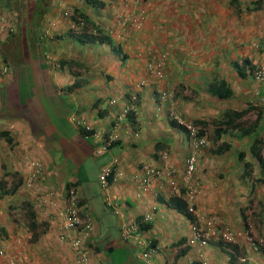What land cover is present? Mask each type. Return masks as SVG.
I'll use <instances>...</instances> for the list:
<instances>
[{
  "label": "crops",
  "instance_id": "0c3cea01",
  "mask_svg": "<svg viewBox=\"0 0 264 264\" xmlns=\"http://www.w3.org/2000/svg\"><path fill=\"white\" fill-rule=\"evenodd\" d=\"M200 1L202 0L160 1L162 4V11L166 17L165 20L161 19L158 21L159 31L165 33L161 37L164 39L161 45H164V47L169 46L172 49L174 47L176 51L182 52V47L180 46L186 44L182 30L180 31V29H178L180 32L175 34L171 39L166 37L169 31L172 30V21H168L167 19L170 18L168 9L170 6H179L181 12L177 11V13L180 14L181 17L177 15V18H175L178 23L182 16L185 15L186 9L200 10ZM132 2L137 3L138 0H133ZM237 3L241 5V0H238ZM111 7L114 8L112 3ZM203 8L206 9L205 12H190L187 18L190 21L188 33L189 35H193L191 41H196L195 44L190 45L188 51L189 54L197 56L198 58L194 64L189 62L190 65H186L182 68H174V75H178L175 76L176 82H174L173 87H175V90L177 88L178 91V89L183 86H188L194 89V91H197L195 99H189L188 103H186L188 105L190 104V109H187V106L183 105L184 102L182 103L181 108H184L187 117H194L192 114L193 112H197L202 108L205 109L207 105H210V110L215 112V117L217 119L219 118L224 103L221 102L219 98L211 96L209 89L207 90L209 83L216 80L215 77H218V79L231 77L232 84L230 85L235 95L233 101L243 104L244 101L242 99H247L248 102L247 96L248 92L251 91L249 84L252 78L248 76L240 79L232 71L233 64H230L229 56L237 55V53L239 55L241 53V58L246 60L250 59L251 62L252 60L255 61V58L260 55L264 57V54L258 53V48L262 42V36L259 32V22L263 23L264 21V4L257 10L258 12H252L249 17L243 15L245 12L236 13L235 10L239 7L230 4V0H204ZM128 9L126 8L124 11L125 14H128ZM112 10L111 13H113ZM233 11L235 14H233ZM124 13L123 16L127 19ZM100 14H102V12ZM150 14H153V12ZM197 14L201 16L205 15V18H201ZM231 14L235 15V17H231ZM239 14H241L240 17ZM165 17H163V19ZM99 18V15H96L95 20L100 22L98 21ZM102 18L107 21L108 16L104 15ZM182 21L180 22L181 25L184 24V29L188 28V24ZM177 23L173 25L174 28ZM234 25H237V28H231ZM118 29L115 30L112 36L117 43L122 44V49L126 54L125 56H127L128 47L126 41L128 42V40H130L134 42L133 40H135V43H137L140 41V38L146 39V36L142 32L129 35L131 38H126L127 29H121V33ZM230 30L233 32L231 36L233 39L229 37ZM175 31L177 30L175 29ZM237 32H239L240 35H238ZM66 41L65 43L67 44L60 43L62 46L54 45V47L60 49L55 54L50 51L53 56L56 55L58 57L57 64L55 65L56 67L58 66V71L53 70L54 68L52 69L49 65L45 66L44 64L43 66V63L39 65L35 62V66L32 65L33 81L31 83V88L34 87L35 92L32 91L31 93V101L28 99L26 102L27 96L23 97L21 95L18 89V83H14L13 78H11L12 76H0V121L6 129H8L6 119L15 124L14 129L7 130V134L12 138L11 143L3 136H0V180L1 177L6 175L4 178L10 177L13 183H17L18 180L24 179L32 170L30 167L31 160L37 159L42 162L45 166V171H43L44 174L42 176L43 179L41 181L37 180L38 184L34 186L32 190L33 193L28 194L31 199L34 200L33 196H35V192L37 195L41 193V196L51 192L52 200L41 202V204L46 205L41 208L46 211L40 213V215H42L41 218L44 219L46 218L45 215H48L51 210V206L48 202L56 201L57 204H60L63 201L65 188L68 182H80L82 179L86 178L87 168L85 163L89 158H99L101 155H109L107 161L100 167L99 172L105 166H111L115 171V179L110 185L109 191H111L113 194L112 196L120 203L123 211V218L115 216V223L113 225L106 218L104 211L101 210L97 219L94 216V211L95 206L100 205V202L95 203L94 199L92 201L89 200L82 192L79 194L84 200V205H81V208H83V206L89 208L94 223L93 239L89 243L92 249L90 263L149 264L147 261L139 258L140 252L137 247L133 246L131 241H129L131 242L129 243L120 238L119 230L121 223L125 221V219H128V217L143 219L146 214H152V220L146 222L149 227L145 233L147 237L153 240L156 248V254L155 256L153 254L151 258L152 263L181 264L183 256L189 253L191 255H196L199 250L198 248L191 249L186 245L185 237L188 235L189 228L187 218L160 201L161 197L167 199L171 195L169 188L166 186V177L153 178L150 185L144 191L137 187L136 181L140 176H143V168L145 165L161 166V162L159 163L158 161L159 159L156 160L158 151L155 146L158 142L160 143V140L166 141L168 144L170 143L165 149L169 154L174 156L176 161H179V164L175 161L173 163L177 166L182 164L185 156V147L179 144L181 142H186L185 136L183 135L184 133H182L181 137L173 126L167 125V127L170 128L168 131L169 134L163 137L166 131H164V128H162L163 130H159V126L156 125V119H161L163 124H165L164 114H154L157 116L156 118L151 116L150 112L153 111L154 106L150 104V102L155 93L151 92V90H149V92L145 90L141 94L140 99L137 100V102L140 103L138 105L134 104L138 111V113L135 112V114L139 115V117L135 118L138 124L137 129L135 128L129 131L128 126H125L124 123L122 124L119 121H115V131L111 132V137L117 138L119 136L122 140L121 144L112 150H107L101 155L96 156L99 144L96 143V139L87 142L80 135L78 126L74 121V116L78 115L79 117H83L93 126L98 135H101V130L107 128L106 124H109L107 117H115L114 112L116 111L118 114L121 108L126 104V100H128L127 96H123L122 94L127 92L132 85L126 86L125 81L128 79L123 78L121 74H118L115 80H108L109 78L105 74L97 71L102 64L105 66L106 63L112 62V60H106L105 57H107V53L101 52L98 46L86 48L72 41L70 42L68 39H66ZM177 44L178 50L175 48ZM91 48L93 49L91 50ZM73 49H75V51H73ZM89 49L90 52H88ZM108 54L110 55L108 59H117V56L114 55L112 51H109ZM204 56L208 57L207 60L203 58ZM132 57L134 56L131 55V58ZM60 59H68L66 66L69 68L75 66V69L72 71L81 67L80 71H76L78 77H73L74 79H72V74H70L71 72L68 73V68H61L58 65ZM75 60L79 61V63L73 64V62H71ZM234 60L235 59H233L231 63ZM140 65L141 63L138 61L136 67L133 68H136V71L132 69L131 73L129 72L130 76L135 75L136 72H138V68H140V70L137 75L140 74L142 70ZM40 66H42V69ZM119 66V69H121L124 64ZM113 68H115L117 72L120 71L117 69V65ZM204 74H209V76L204 77ZM243 81H245V83H243ZM127 83L129 82L127 81ZM73 84H75V87L72 90L67 88L69 85ZM235 84H238V87H236ZM161 86L164 87L165 85L159 82L152 87H154L155 92H157L159 90L158 87ZM167 86H170V83H167ZM54 87H64L65 91L59 95V93L55 92ZM145 88L148 87L146 86ZM101 89H103L105 95H110L118 100L114 110L111 106H107L106 109L108 113L104 118H98L94 114L96 109H92L90 107L91 104H88L87 101L89 99L91 101L95 94L96 96L103 94L98 93ZM144 104L145 106L150 104V106L147 107V114L143 112V110H146V108L143 107ZM194 109L197 111H194ZM215 126V124H212L211 129L213 130ZM220 139L223 141L225 139L234 140L235 138L223 135ZM172 141L173 143L171 144ZM235 142L236 141L233 142V147L224 153L218 154L210 151L208 153V159L207 156H203L205 152L202 150L199 153L198 160L199 167L205 165L204 167L207 168V173H204L203 170L201 171L205 177V181H208V177H210L209 183L203 185L204 187H210V191L213 190L208 196L205 194L203 197L200 196L198 204L199 209L201 211H212L215 208H220L224 217L223 219L230 223L231 221L234 222L241 219L242 211H244L242 207L245 208L243 205L245 204L244 199L247 198L246 194H243L241 199L242 185L241 181L237 180V178L241 172V160L238 157V152L242 147L248 148L249 139L244 138L242 141H238L237 144L241 145L242 143L240 147H236L237 144L235 145ZM204 159H206L205 164ZM9 164H11L12 170ZM180 168L181 166H178L177 170ZM173 169H176L175 165ZM176 173L175 170V176H177ZM220 176L221 179L219 180L217 177ZM212 177L217 179L213 181L211 179ZM78 186L80 190L81 183ZM181 187H179V190L182 191ZM137 189H139L140 192L137 193ZM256 190L252 195L255 194ZM22 192L24 193L21 196H27L26 190H24L23 186H20L17 193ZM27 199L30 200L28 196ZM37 200H39V198ZM241 204L243 206H241ZM3 205L4 202L0 200V210ZM0 214L2 215V213ZM262 216L264 219V212ZM6 220H8L6 216H0V224L4 225L7 232L4 242L7 243V247L10 248L14 244L16 227L13 225L9 226ZM141 222L143 221L141 220ZM49 228L50 226L47 229ZM44 233L48 234L46 239L48 238V240L52 242L53 239L49 235V232L45 230ZM27 234L29 236V233ZM41 236L42 235H40V237ZM38 241L37 245H41ZM16 244L20 245L18 242H16ZM204 253L205 264H230L224 252L215 244L204 249ZM22 257L23 254L20 252L17 264L24 261V259H21ZM31 257L32 256H27L28 259H31ZM63 257L65 258L64 255ZM64 258L61 259L64 260ZM250 259L252 260L250 264L262 263V259L259 257L255 258V260H253V258ZM32 261L35 264L39 263V260H35L34 258ZM25 264H28L27 260H25ZM29 264H32V262ZM262 264H264V262Z\"/></svg>",
  "mask_w": 264,
  "mask_h": 264
},
{
  "label": "trees",
  "instance_id": "16d2710c",
  "mask_svg": "<svg viewBox=\"0 0 264 264\" xmlns=\"http://www.w3.org/2000/svg\"><path fill=\"white\" fill-rule=\"evenodd\" d=\"M4 3L2 6H0V9L4 10L3 14L0 11V29H5L6 32L4 34V39L0 38V70L5 69L6 72H11V78L13 80H17V83L19 81L18 77L21 78H27L28 83H32V73H33V61H39L45 55V52H53L54 54L58 52V48L54 47L49 37L46 35H43V26L42 23L45 19L49 17H53L54 15H57L56 10L60 12L59 9H61V17L64 18V21H66L71 17L72 23L77 26H81L78 28L79 32L73 31L71 28H69L64 34H57L56 38L57 40H61L63 43L66 42V39H68L70 42H74L76 44H79L84 47H92V46H98L100 48L101 52L109 53V51H112L114 55L117 56L122 62H124L125 59V52L122 49V44L117 43L111 32L103 25L102 22H97L95 20L96 15H100L101 11L104 10L106 6L107 0H74V4L71 7L72 12L69 14L67 10V6L65 4H61V0H21V3L19 0H2ZM66 1V0H64ZM238 0H230V4L234 6H238L241 10V5L237 3ZM264 4V0H251L249 5L245 7L246 11H256L260 9ZM26 6L29 7V15L26 14ZM8 8L11 11H17L18 16H16L15 20L11 18V15L8 12ZM23 9V11L21 10ZM28 13V12H27ZM54 13V14H53ZM55 17V16H54ZM57 17V16H56ZM19 20V21H18ZM64 37V38H63ZM53 49V51H52ZM30 58V59H29ZM108 60H114V59H108ZM73 64H78L77 61H71ZM24 63V65H21ZM47 66L48 62H43V66ZM67 64L66 60H59L58 65L61 68H64ZM237 64V63H235ZM238 72L239 75L244 77L245 71L241 66H238ZM71 73L74 77H78L77 73L75 71L71 70ZM22 75V76H21ZM72 76V77H73ZM20 78V79H21ZM77 80V79H75ZM78 81V80H77ZM15 83V81H14ZM21 83V82H20ZM75 87V84L69 85L68 89H73ZM18 89L23 97H26L24 95V89L18 86ZM30 90V93H32L31 87H28ZM209 89V92L212 95H215L219 98H231L234 94L233 91L228 87V84L225 80L220 79L218 80V83L216 86L209 85L207 90ZM55 92L62 93L65 91L64 87H54ZM197 93V92H196ZM32 95V94H31ZM141 97V96H140ZM140 97L138 99H140ZM101 105L105 109H101L98 107ZM107 105L108 103L105 101V99H101L100 97L96 98V100L92 104V109H96V112L94 113L98 118H104L105 115H107ZM250 108H252L251 105H249ZM260 111L257 113L256 120L253 124L247 126L242 125L241 126L237 123L239 121L238 119L240 116L242 117L245 110H233V109H226L221 114H219V118L213 119L212 123L216 126L213 129V132L211 134V142L216 143L222 138L223 135L235 138V140H243L244 138L249 139V151L252 154L253 160H247L246 159V151L242 147L241 150H239L238 157L241 160V172L239 174V177L237 180L241 181V184L245 185L247 188V191L249 189V193L252 194L255 191V188H258L259 186L264 185V139L262 136H260L257 133V129L259 125L262 127L264 131V106H260ZM136 113H138L136 106L133 107L132 110L127 111L126 114H122L121 116L116 117H107L108 125L106 124L107 128H104L101 130V140L102 144L107 148V150H112L115 147H117L119 144H121L122 140L119 138H112L111 132L115 131V121H119L122 124L124 123L125 126H128L129 131L137 129V123L135 121ZM201 125L203 127H207L209 124L208 122H205L203 120H200ZM170 122L173 126H175L176 121L170 119ZM196 122V121H195ZM263 124V126H262ZM178 124L176 123V126ZM79 132L80 135L84 138L89 137V135L94 134L96 132L95 129L87 130L85 126L81 125L79 122ZM182 127V126H177ZM99 132V131H98ZM186 136L188 137V132H186ZM204 133V130H199L197 133L198 137H201ZM0 136H3L5 139H7L11 143V136L7 134V131H0ZM9 137V138H7ZM173 141L171 142V144ZM221 144L217 145L215 148L210 149L212 153H224L225 151H228L233 146V141H230L228 139H225L223 141H220ZM170 144V143H169ZM169 144L166 141L158 142L156 146V150L158 152L163 151ZM38 163L35 164L34 170L29 172L28 175L31 177V179L34 182V186L38 184L37 180L41 181L43 178H41L44 174L43 170L38 167ZM143 168V167H142ZM151 167L150 165H145L143 168V176H140L137 181L136 185L138 186H146L149 182H152L153 178H159V177H165V175H154V173H151ZM155 170L159 172V168L155 167ZM115 175V171L111 168L109 173H107L106 177L108 186L113 183L112 178ZM149 175V176H148ZM6 177V175H4ZM2 177L0 180V199L4 198L5 196H12L20 189V186L22 185V180H18L17 183H12L11 186H7L8 180L6 178ZM22 182V183H21ZM81 182V181H80ZM80 182H68L66 189L73 187L75 189L74 191V197L79 200V203L81 205H84V200L79 196L81 193V189L79 190ZM15 184V185H13ZM104 191V203L105 207H108L112 212V206L107 202V198L109 195H113L111 191ZM184 192V190L182 191ZM68 198L69 195H66ZM160 201L163 202L166 206H168L171 209H174L178 213H186V204L182 197L177 196L174 193H171V195L167 199L160 198ZM65 202V200H64ZM63 202V203H64ZM30 207L32 206V203L28 200L23 201V207ZM83 210L86 211L90 216L91 212L88 207L83 206ZM26 217H27V230L30 232V242H37L38 238L41 234H44V231L39 230L38 227L40 224L35 220V212L33 210H27L26 211ZM49 220H56L57 214L53 210L48 214ZM140 220V219H138ZM43 223V222H42ZM139 223V222H138ZM141 229L147 230L148 225L146 223H141L139 225ZM0 234L4 236L6 234V229L3 226H0ZM90 243V242H89ZM89 243H86L84 249L87 251L86 258L89 262H91V253L92 249L89 246ZM42 247V246H41ZM67 250H71V247L68 245ZM261 253H263L264 256V247L257 245L256 247L252 248L250 252L247 253V250L243 249L244 256L247 257L245 259V264H250L251 259L255 260V258L261 257ZM230 255V264H234L236 258L235 255L237 254V251L228 253ZM64 258V257H60ZM69 261H72L73 264H83L79 262L77 259L78 254L76 257L72 255L71 258H66ZM80 260V259H79ZM249 261V262H248ZM96 264V263H92ZM98 264V263H97ZM100 264V263H99Z\"/></svg>",
  "mask_w": 264,
  "mask_h": 264
},
{
  "label": "rangeland",
  "instance_id": "374dc122",
  "mask_svg": "<svg viewBox=\"0 0 264 264\" xmlns=\"http://www.w3.org/2000/svg\"><path fill=\"white\" fill-rule=\"evenodd\" d=\"M19 1L21 3V0H19ZM61 1L67 6V10H71L70 8L73 6L74 0H66L65 2H64V0H61ZM132 1L133 0H109V1H107L104 10L101 11L102 14L99 15L100 18L98 19V21L102 22L103 25L111 32V34H113L115 32V30L118 28H119L118 30L120 33H121V29L122 30L127 29V37L126 38H131L129 35L136 34L138 32H142L146 36V39L144 40V39L140 38V41H138L137 43H135V40H133L134 42H131L130 40H128V42L126 41V43L128 45V47H127L128 61L124 64V66L121 69H119L120 66L117 65V69L120 70L119 72H117L115 70V68H113L114 65H108L107 63L105 64V66H103L104 64L99 66V69L97 71H100L103 74H110L111 78H113L114 80H115V78H117L118 74H121L123 76V78L128 79L125 81L126 86L133 85V84H135V86H136L137 82L142 81L143 82L142 84H144L145 86L140 85L138 88L134 87V90L133 89L131 90L134 92V94L136 96V99L134 100V104H136V105H138L140 103V102H137V100H138L137 93H138L139 88H142L144 86L142 88L143 89L142 93L145 90L148 92H149V90H151V92H154L156 95L155 88L152 86L157 85L159 82L161 84L163 83L165 86L164 87L161 86L158 88L161 92H163V91L166 92L165 96H166V98H169V101L167 103L163 104L166 106V108L163 110L162 102L160 105V104H158L159 102H156V97L151 98L150 104H152L154 107L157 106L156 108L153 107V111H152L153 113L150 112L151 116H154L155 118L157 116L154 114H158V113H161V111H165V113L172 112L173 115H177V116H179L181 113L182 117L186 121H189V122H191V120L195 119V117L205 118V119L211 120V118H212L211 116L214 115V112L212 110H210L211 109L210 105L209 106L207 105L205 109L202 108L201 110H198V111L194 109V111H197V112L192 113L194 115V117H192V116L187 117V114L184 112V108H181L182 103L184 102L183 105L187 106V109H190L191 108L190 104L188 105L186 103H188L189 99H192V98L195 99V97H196L195 91L191 87H188V86L183 87V89L185 90V88H186V90L183 91V94H182L183 99L180 102V97L175 96V93L177 92V88L175 90L174 89L175 87H173L174 82H176L175 76L178 75V74L174 75V73H173L174 68H177V67L182 68L186 65H190L189 62L194 64L196 62V59L198 58L197 56L189 54V51H188V48L190 47V45L195 44L196 41H191V39L193 38V35H189V33H188L190 21L187 18L189 17L188 13H190V12H194V11L205 12L206 11V9L203 8L204 0L200 1V3H199L200 10L199 9L191 10L190 8L186 9L185 15L182 16V18L178 21V23L176 22L175 18H177V15L179 17H181L180 14L177 13V11L181 12V10L179 9V6H177V7L170 6L168 9V12L170 14V18H167V19H168V21L169 20L172 21V27H171L172 30L169 31V34H167L166 37L171 39L172 37H174L175 34H178L181 30L183 31V34H184L183 38H184V41H186V44L184 46H180V47H182L181 53L176 51L174 49V47H173V49H174L173 50L171 47H165L164 48V46L161 45L162 40H164L161 37L165 33H162L161 31H159L158 21L161 19L162 20L166 19V17L164 16V12L162 11V6H161L162 4L160 2L161 0H138L137 3L136 2L133 3ZM248 1L249 0H241V2H243V4L249 3ZM111 3L114 5V8L111 7ZM138 3H139V5H138ZM127 6L129 7V9ZM25 8H26V11L28 12V13L26 12V14L29 15V7L26 6ZM126 8L129 10V11H127L128 14L124 13ZM21 10L23 11V9H21ZM59 10H60V12L58 10H56L57 15H54L55 17L54 16L51 18L49 17V18H47V20L44 23H42L43 33L44 32L46 34L48 33V34H50V36H53V34H55L54 35L55 38H56L55 32H61V34H64L67 26L72 24L71 17L68 20L66 18L67 22H65L64 18L61 17V11L62 10L61 9H59ZM111 10L113 11V13H111ZM152 12H153V14H150ZM123 13L127 16V19H125V17L123 16ZM233 14H235L234 11H233ZM251 14L252 13H243V15H245L247 17H249ZM104 15L108 16L107 21L104 18H102ZM197 15H199L201 18H205V15L204 16H201L200 14H197ZM240 15L241 14H239V17H240ZM232 16L235 17V15L231 14V17ZM163 17H165V18L163 19ZM133 19L142 20L140 25L143 27L140 29V31H137L139 29H137L136 27L133 28V25H131ZM182 19H183V21H182ZM180 21L188 24V28L184 29V24L181 25ZM176 23H177V25L174 28L173 25ZM144 24H145V27H144ZM233 27H236V26H233ZM233 27H231V28H233ZM73 29L76 30L77 28L76 29L73 28ZM175 29L177 31H175ZM178 29H180V31H178ZM5 32L6 31L0 32L1 38L4 37ZM237 34L240 35L239 32H237ZM232 35H233V32H232V30H230V36L229 37H231ZM238 37H241V36H238ZM121 38H123V37H121ZM231 39H233V38L231 37ZM203 43H204V41H203ZM60 46H62V45H60ZM175 48H177V50H178V44H177V47H175ZM58 50H60V49H58ZM73 51H75V49H73ZM240 52H241V48H240ZM159 53L160 54L165 53L168 56V58L166 59L167 62L165 64V69H167V72L164 71L163 76H157L154 72L151 73L150 71L147 70L148 67H146L149 62H152V64L156 65V60L158 58ZM184 53H186L187 55ZM51 55H52L51 53L45 54L42 58H40L41 60L33 61V65L35 66V62H37L39 65H41V63H43V62H48V65L52 69L54 68L53 70L58 71V68H57L58 66L57 67L55 66L57 64V58L58 57L56 55L55 56L52 55V57H51ZM131 55H133L134 57L131 58ZM236 57L238 58V60L241 59V53L239 55L237 53V55L229 56L230 64H231V61ZM203 58H205V60H207L208 57L204 56ZM62 60H68V59H62ZM106 60L108 61V57L106 58ZM202 60H204V59H202ZM138 61L141 63L140 67L142 69L140 74L137 75V73L140 70V68H138V72H136L135 75L130 76L129 72L131 73V70L134 67H136ZM164 63L165 62H163V64ZM21 65H24V63H22ZM161 66H163V65H161ZM40 67L42 69V66H40ZM66 68H68L67 69V70H69L68 73H70L71 70L75 69V66H71V68L66 66ZM80 68L81 67L77 68L75 70V72L80 71ZM133 70L136 71V68ZM61 74H64V73H61ZM205 75H207V74H205ZM20 78L21 77L19 76L18 77V79H19L18 86L24 89L23 90L25 92L24 95L27 96L26 102L28 99H29V101H31L32 96H31L30 90L28 89V87H31V83H28L27 78H24V79L23 78L20 79ZM72 79H74V78L72 77ZM226 79H227V77H226ZM13 81L17 82V80H15V79ZM127 81L129 83H127ZM228 81H229V83L230 82L232 83V81H230V80H228ZM119 83H121V82H119ZM167 83L168 84L170 83V86H167ZM66 85H68V84H66ZM66 85H64V86H66ZM146 86L148 88H145ZM235 86L238 87V84H235ZM31 90L33 92H35L34 87H32ZM129 91H130V89L127 90V93ZM242 100L245 101L246 99H242ZM150 104H148V106H145V104L143 105V107L146 108V110H143V112H145L146 114L148 112L147 107H149ZM257 113H258V111H254L253 109H251L244 117H242V119H241L242 122L245 123L246 125L252 124L256 120ZM136 117H139V115H136ZM169 120L170 119L168 116H167V118L164 117V123L165 124H163V121H161V119H156V125L159 126V130H163L162 128H164V131H166L164 133L163 137H166L169 134L168 131L170 130V128L167 127V125H170V123H171ZM207 127H209V126H207ZM207 131L210 133V135L213 132L212 129L211 130L207 129ZM207 138H208V136H207ZM234 141H236L235 142V145H236L238 141L237 140H234ZM210 144H211V146L213 145L211 140H210ZM241 145H242V143H241ZM241 145L237 144L236 147L237 146L240 147ZM204 152H205L207 159H208V153L210 152V150H208V151L205 150ZM96 156H98V155H96ZM162 156H163V159H162ZM108 157H109V155H107V156L101 155V156H99V158L98 157L89 158L87 160V162L85 163V166L87 168V176L85 179H82V181L80 183H81V192L84 194V196L86 198H88L91 201L94 199L95 203L100 202V205L95 206L94 216L98 219V217L100 215V211L103 210L105 215H106V218L114 225L116 215L108 207H105L106 205L104 203V191L101 187V184H100L99 178H98L100 167L107 161ZM158 159H160V161H161V163H160L161 166L159 168L163 167L165 169L164 170L165 174H166L165 180L167 182L166 186L168 188H172L175 185V183H177L176 186H179V187L182 186L181 188H185L187 190H190L192 188L193 190H195L194 195H195V199H196L195 202H198L197 206H198L199 201H200V196L203 197L204 194L208 196L213 192V190L210 191V187H204V185H203V184H208L210 181V177H208L209 178L208 181H205V179H204L205 177L201 173L202 170L204 173H207V170H206L207 168L204 167L205 165L199 167V164L197 163V166L191 172V174H185L186 170L184 169L183 164L178 165V166H181V168L179 170H177L178 166L173 162L175 161L179 164V161H176V159H174V156L169 154L168 152L163 153V155H159V157L157 156L156 160H158ZM248 160H251L250 156L248 157ZM205 162H206V159H204V164H205ZM174 165H175L176 169H173ZM9 166H10V169L12 170L11 164H9ZM155 166H157V165H155ZM155 166L151 167V169H150L152 172L154 171V174H155V172L157 173V171L154 168ZM175 170L177 172L176 173L177 176L174 175ZM162 171L163 170H161L159 172L162 173ZM163 175H164V172H163ZM217 178L220 180L221 176L217 177ZM217 178L212 177L211 179L213 181H215L214 179H217ZM6 179L8 180V182L11 181V184L13 183L10 177H7ZM222 181H223V179H222ZM241 185H242L241 186V193H242L241 199H242L243 194H246V196H247V198L244 199L245 204H243V205L245 206L246 202H247L246 207L248 209H245L242 207L243 208L242 210H244L246 212L245 213L246 217H247L246 220L241 219L238 221V223H236L237 221H234V222L231 221V223L227 222L225 219H223L224 217L222 215V210L220 208H215L212 211H210V210L201 211L198 207L197 208L198 215L200 217L204 216V215H208L209 217H212L214 219L220 217L222 220V227L228 226L229 228H231L232 223H236L235 226H238L240 224H241V226H243V223H248L249 227L252 230V232L250 233V236L253 237V235L256 233L257 238L264 239V219L262 216V213L264 212V185L259 186L257 188L255 194L252 196V199H251L253 201L250 200L249 202H248L249 195L247 194V189H246L247 187L243 184H241ZM221 186H222V184H221ZM147 187L148 186H146V187L138 186V188L142 191L146 190L144 188H147ZM139 189H137V193L140 192ZM208 191H210V192H208ZM248 191H249V189H248ZM223 197H226V196H223ZM10 200L13 202V199H10ZM7 201H9V200H7ZM7 201H4L5 208L7 205ZM17 204L20 206V201H18ZM243 205L241 204V206H243ZM19 206L17 207V212L12 211V213H10V219L14 222L15 227H16V233H15L16 237L14 239V244L11 246L10 251L13 250L15 253L20 251L21 254H23V257L21 259L22 260L24 259V261H21L22 263L19 261L20 264H23V263L25 264V260L28 261V264L31 262H32V264H35L32 261L33 258L35 260H39L38 264H53V263L63 264V260L60 258L61 257L60 255L62 254V253H60V251L62 249L59 247V245L53 246L52 243L48 240V238L46 239V236L48 235L47 233L41 234L42 236L40 237V240L38 241V242H40L41 245H37V242L31 243L29 241L30 240L29 239L30 238V232L27 231V229H26L27 217H26L25 211H22L19 208ZM2 209L3 208H1V210ZM38 212L40 213L41 211L38 210ZM4 214L5 213L3 212V216H4ZM121 217L123 218V216H121ZM41 229L42 228H40L39 230H41ZM241 231H243V229H241ZM245 231L246 230H244L243 232H245ZM27 233H29V236ZM17 239H18V241H17ZM16 242H18L20 245H17ZM260 255H261V257H259V258L262 259V263H263L264 262L263 253H261ZM27 256H32V257H31V259H28ZM65 264H66V261H65Z\"/></svg>",
  "mask_w": 264,
  "mask_h": 264
},
{
  "label": "clouds",
  "instance_id": "9594fccd",
  "mask_svg": "<svg viewBox=\"0 0 264 264\" xmlns=\"http://www.w3.org/2000/svg\"><path fill=\"white\" fill-rule=\"evenodd\" d=\"M254 1V0H253ZM65 2V1H64ZM249 3L251 2V0H249L248 1ZM3 1L2 0H0V6H2L3 5ZM249 3H245V4H243L242 2H241V10H240V8H237L235 11H236V13H238V12H245V13H252V12H258L257 10L256 11H246L245 10V7L247 6V5H249ZM61 4H64L63 2L61 3ZM71 10H68V13L70 14L71 12H72V8H70ZM8 10H9V8H8ZM0 11L2 12V14H3V12H4V10L2 9H0ZM9 12V14L11 15V18H13L14 20H15V18H16V16H18V12L17 11H8ZM62 14V13H61ZM238 16V15H237ZM48 18H49V16H48ZM51 18V17H50ZM47 19H45L44 20V22L46 21ZM19 21V20H18ZM43 22V23H44ZM64 22V21H63ZM141 22H142V20H140V19H133L132 20V23H131V25H133V28H137V29H141L143 26H141L140 24H141ZM234 26H236V27H233V28H237V25H234ZM81 26H77V25H74L73 23L71 24V25H68L67 26V28H66V30H65V32L69 29V28H71L73 31H75V32H78L79 30H78V28H80ZM73 28H77L76 30H74ZM132 28V29H133ZM3 31H6L5 29L3 30V29H0V32H3ZM64 32V33H65ZM259 32H260V34H261V36H262V42L260 43V46H259V48H258V53H260V54H264V21H263V23H261V22H259ZM56 33V36H57V34H61V32H55ZM1 34V33H0ZM43 35H46L47 37H49V39L51 40V42H52V44H53V46L55 45H61L60 43H62L63 44V42L61 41V40H57V38H55V34H53V36H50V34H46L45 32L43 33ZM4 37H6V36H4ZM4 37H0L1 39H4ZM64 38V37H63ZM67 42V41H66ZM65 43V42H64ZM65 44H67V43H65ZM81 46V45H80ZM164 46V45H163ZM189 46V45H188ZM169 47V46H168ZM56 48V47H55ZM86 48H89V47H86ZM165 48V47H164ZM93 48H91V50H92ZM88 52H90V49L88 50ZM48 53H50V52H45V54H48ZM107 57L108 58H110V55L109 54H107ZM107 57H105V58H107ZM168 58V56H167V54H165V53H163V54H160L159 53V55H158V58H157V60H156V65H154V64H152V62H149L148 64H147V66L146 67H148L147 68V70L148 71H150L151 73L152 72H154L157 76H163V72L165 71V72H167V69H165V64H166V59ZM92 59V58H91ZM125 61L124 62H122L119 58H117L116 60H115V58H114V60H112V62H109V63H107L108 65H123V64H125L127 61H128V57L127 56H125ZM235 60L231 63V64H233V66H232V71L241 79V78H246V77H250V78H252V81H251V83L249 84V86H250V88H251V91L250 92H248V96H247V98H248V102H247V99L243 102V104H241V102H234L233 101V99H234V97H235V95H233L231 98H224V99H222V98H219V97H217V96H215V95H212L211 94V96H215V97H217V98H219L220 100H221V102H223L224 103V105L222 106V111H221V113L224 111V110H226V109H233V110H245L244 111V113H243V115H242V117H244L251 109H253L254 111H260V106H264V102H262L261 101V99H260V96L261 95H263L264 94V84H259L258 83V81L254 78V76H253V72H254V70H256V69H258V67L262 64V63H264V57H261V55L259 56V57H256L255 58V61H253L252 60V62H251V60L249 59V60H246V59H243V58H241V59H239L238 60V58L236 57V58H234ZM60 60H62V59H60ZM64 61V60H63ZM67 61V60H66ZM76 61V60H75ZM78 63H79V61H77ZM163 62H165L164 64H163ZM235 63H237L238 64V66H241L243 69H244V71H245V76L244 77H242V76H240L239 74V72H238V68H237V64H235ZM161 65H163V66H161ZM66 67V66H65ZM234 68V69H233ZM75 71V70H74ZM71 72V71H70ZM77 73V72H76ZM72 74V73H71ZM11 76L12 74H11V72H6V70L5 69H3V70H0V76ZM109 79L108 80H114L113 78H111V76H110V74H105ZM72 76H73V74H72ZM209 76V74H207V75H205L204 74V77H208ZM74 77V76H73ZM159 78V77H158ZM216 78V80L214 81H212V82H210L209 83V85H213V86H216L217 85V83H218V80H220V79H218V77H215ZM228 80H230V81H232V79H231V77H228L227 78ZM223 80H225L226 81V83L228 84V87L233 91V94H234V90H233V88L231 87V85L230 84H232L231 82L229 83V81H227L225 78L223 79ZM254 82V83H253ZM135 83V82H134ZM143 82L141 81V82H137L136 83V86H135V84H133L132 85V87H130L129 89H130V91L127 93V92H124L122 95L123 96H127V99L128 100H126L127 102H126V104L121 108V110L118 112V114L116 113V111L114 112V115H115V117L117 118L118 116H121L122 117V114H126L127 113V111H129V110H132L133 109V107L135 106L134 105V100L136 99V96H135V94H134V92L133 91H131L132 89L134 90V87L135 88H138L140 85H144V84H142ZM243 83H245V81H243ZM145 86V85H144ZM143 86V87H144ZM142 87V88H143ZM184 87V86H183ZM183 87L182 88H180V89H178V91L175 93V96H178V97H180V102L182 101V99H183V91H185L186 90V88H185V90L183 89ZM142 88H139L138 89V93H137V98H139L140 96H141V94H142V91H143V89ZM137 92V91H136ZM196 92L197 91H195V95H196ZM98 93L100 94V93H103L104 94V92H103V89H101V90H99L98 91ZM127 93V94H126ZM103 94H100V95H98V96H96V94L93 96V98L91 99V101H90V99L89 100H87L88 101V104H91L90 105V107L91 108H93L92 107V104H93V102L96 100V98H98V97H100L101 99H105V101L108 103V105L107 106H111L112 108H113V110H114V108H115V105L118 103V100H116V98H114V97H111L110 95H103ZM151 94V93H150ZM165 94H166V92L165 91H163V92H161L160 90H158L157 92H156V95H154L153 97L155 98L156 97V102H159L158 104H160L161 105V102H162V107H163V110L166 108V106L165 105H163V104H165V103H167L168 101H169V98H166V96H165ZM206 96H208V95H206ZM251 96V97H250ZM95 97V98H94ZM188 97V96H187ZM242 105V106H241ZM249 105H251L252 106V108H250L249 107ZM98 107H100L101 109H103V107L101 106V105H99ZM157 107V106H156ZM161 113H163L164 114V117H166L167 118V116L169 117V119H172V120H175L176 121V123L178 124L177 126H182V127H177L176 126V123H175V126H173L171 123H170V126L172 127L173 126V128L176 130V132L177 133H179L180 135H181V137H182V133H184L183 135L185 136V139H186V142L185 143H180L179 145H182V146H184L185 147V153H184V161H183V167H184V169L186 170V172H185V174H191V172L190 173H188L187 172V166H186V159L192 154V152H195V155H196V161H195V164H194V169H195V167L197 166V163H198V160H199V153L203 150V151H205V150H210V149H213V148H215L217 145H219V144H221L220 143V141H222V140H219L218 142H216V143H213L212 142V146H211V144H210V140H211V135H210V133L207 131V129L208 130H211V128H212V120L213 119H216V117H215V112H214V115L213 116H211L212 118H211V120H208V119H205V118H202L203 119V121H205V122H208V126L209 127H203L202 125H201V122L202 121H200V120H202L201 118H195V119H193V120H191V122H189V121H186L183 117H182V115H181V113H180V115L179 116H177V115H173V113L172 112H169V113H165V111H161ZM220 113V114H221ZM176 117H178V118H176ZM242 117L240 116V118L238 119L239 121H237V123L241 126V124L244 126V125H246L245 123H243L242 122ZM74 121H75V123H76V125L77 126H79V122H80V124L81 125H83V126H85V128L87 129V130H91V129H94L93 128V126H91V124L89 123V122H87L83 117H79L78 115H76V116H74ZM170 121V120H169ZM181 121V122H180ZM196 121V122H195ZM255 122V121H254ZM253 122V123H254ZM211 123V124H210ZM252 123V124H253ZM6 125H7V127H8V129H10V130H12V129H14V127H15V124L13 123V122H10V121H8L7 119H6ZM249 125H251V124H249ZM249 125H247V126H249ZM190 126V127H189ZM262 126H263V124H262ZM8 129H6V128H4V125H3V123L0 121V131H2V130H4V131H7ZM78 130H79V127H78ZM199 130H204V133L205 134H203L201 137H198L197 136V133L199 132ZM186 132H188V137L186 136L187 134H186ZM80 133V132H79ZM257 133L260 135V136H262V138L264 139V131H263V129H262V127L259 125V127H258V129H257ZM207 136H208V138H207ZM116 137V136H115ZM180 137V138H181ZM84 138V137H83ZM87 142H89V140H92V139H96V143L97 144H99V146L97 147V151H96V153H97V155H101L102 153H104L105 151H107V148L102 144V140H101V135L99 134L98 135V133L97 132H95L94 134H91V135H89V137H86V138H84ZM228 140H230V141H234V140H232V139H228ZM200 141H202L203 143H199ZM237 141H240V140H237ZM99 142V143H98ZM175 143V142H174ZM195 144H197V146L196 147H194V145ZM215 146V147H214ZM187 147V148H186ZM244 148V147H243ZM245 149V151H246V159L248 160V157L250 156L251 157V160L250 161H252L253 160V157H252V154L250 153V151H248L249 149L248 148H244ZM165 152H168L166 149H164L163 151H161V152H158V157H159V155H163V153H165ZM160 153V154H159ZM169 153V152H168ZM203 156H206V154H204ZM248 156V157H247ZM17 159H18V157H17ZM162 159H163V156H162ZM161 159V160H162ZM161 161H160V159H159V163H160ZM36 163H38L39 165H38V167L40 168V169H42L43 171H45V166L42 164V162H40L39 160H37V159H33V160H31V162H30V167H31V171H33L34 170V166H35V164ZM150 167H153V166H150ZM156 168L158 167H160V166H155ZM154 167V168H155ZM110 169H111V166H105V167H103L102 169H101V171L99 172V182H100V184H101V187H102V189L103 190H105V191H109V186H108V183H107V179H108V177H106V175H107V173H109V171H110ZM193 169V170H194ZM161 170H163L162 171V173H160V172H155V174L154 175H156V176H158V175H163V172H164V175L166 176V174H165V169L162 167V168H159V171H161ZM30 171V172H31ZM151 173H152V171H151ZM153 173H154V171H153ZM149 176V175H148ZM2 178V177H1ZM28 178H30V176L29 175H27L24 179H23V183H22V185H21V187L23 186V188H24V190H26V195L28 196V198H30V200L29 199H27V196H21L24 192H22V193H15L14 195H12V196H5L4 198H2V199H0V200H2V202H4V201H7V200H9V201H7V205H6V208H5V206L3 205V209L2 210H0V213H2V215H3V212L5 213L4 214V216H6L7 218H8V220H6V222L9 224V226L10 225H13V226H15V224H14V222L10 219V213H12V211H14V212H17V207L19 206L18 204H17V202L18 201H20V206H19V208L22 210V211H25V214H26V211L27 210H33L34 212H35V220L40 224V226L38 227V229H40V228H42L41 229V231L43 230V231H47V232H49V235L51 236V238L53 239V241L51 242L52 243V245L54 246V245H59V247L62 249L61 251H60V253H62L60 256L61 257H63V255L65 256V258H64V260H63V264H65V261H66V264H73L72 263V261H69V260H67L66 258H71V256L69 255V251L67 250V247H68V242H61L60 241V239H59V237H60V232H59V227H58V223H54V221H52L51 222V220H49V218H48V215L46 214L45 216H46V218H44V219H42L41 217H42V215H40V213H42V212H45L46 210L45 209H41L42 207H44V206H46V205H44V204H41V202H43V200H41L40 199V197H41V193H39L38 195L36 194V192H35V196H33V198H34V200L33 199H31V197H30V195L28 194V193H33V189H34V182H33V180H31V185L30 186H28L27 185V181H28ZM42 178V177H41ZM115 179V175L113 176V178H112V181ZM71 182H75V181H71ZM151 182H149L146 186H149V184H150ZM188 183V182H187ZM177 185V183H175V185L172 187V188H169V191L171 192V193H174V194H176L177 196H179V197H182L183 198V200L185 201V204H186V213H182V215H184L186 218H187V220H188V222H189V228H188V235L185 237V241H186V245L189 247V248H191V249H193V248H198V253L195 255V254H193V255H191L190 253L189 254H186L185 256H183V261L181 262V264H205L206 263V261H205V259H204V257H205V253H204V249H206V248H208V247H210V246H213L214 244L219 248V249H221L223 252H224V254L226 255V257H227V260L230 262V255L228 254V253H230V252H234L235 253V251H237V254L235 255V258H236V260H235V262H234V264H245L244 262H245V259H247V257L246 256H244L243 254H241L242 252H243V249L244 250H247V253L248 252H250L251 251V249L252 248H254V247H256L257 245H260L259 244V242L260 241H263L264 242V239H259V238H257V234L255 233L254 235H253V237L252 236H250V233L252 232V230H251V228L249 227V225H248V223H243V226H241V224L240 225H238V226H235V224L236 223H238V221L239 220H241V219H244V220H246V212L245 211H242V215H241V219H239V220H237V222L236 223H232L231 224V228H229L228 226H224V227H222V220H221V218L219 217V218H212V217H209L208 215H204V216H199L198 215V212H197V208H198V206H197V203L198 202H194V213L193 212H190L189 210H188V202L186 201V196L190 193V194H193V196H194V198H195V195H194V191L195 190H193L192 188L190 189V190H187V189H185V188H182V191L184 190V192H182L181 190H179V186H176ZM7 186H11V181L10 182H8V184H7ZM146 186H143V187H146ZM71 188V187H70ZM70 188H68V189H66L65 188V195H64V200H66V195H68V191H69V189ZM168 188V187H167ZM189 188V187H188ZM144 189H146V188H144ZM255 190H256V188H255ZM175 191V192H174ZM247 194L249 195V200H248V202L252 199V194H250L248 191H247ZM25 197V198H24ZM251 197V198H250ZM39 198V200H37ZM10 199H13V202L10 200ZM24 200H28V201H30V203H32V206H30V207H23V201ZM64 200L61 202V205H62V203L64 202ZM195 201H196V199H195ZM251 201H253V200H251ZM107 202L112 206V210H113V213L118 217V218H120L122 215H123V211H122V208H121V205H120V203L118 202V200H116L115 199V197H113L112 195H109L108 196V198H107ZM77 203H78V208L80 209V215H81V218H83V215L85 214V213H87L86 211H84L83 210V208H81V204L79 203V200H77ZM246 205H247V202H246ZM246 205H245V209H248L247 207H246ZM243 209V208H242ZM38 210H40L41 212L39 213L38 212ZM3 211V212H2ZM1 214H0V216H2ZM90 216V215H89ZM152 214L151 215H147L146 214V216L143 218V219H140V220H138L137 218H131V217H128V219H125V221H123L122 223H121V226H120V230H119V235H120V238L122 239V240H124V241H131L132 242V244H133V246L134 247H137L138 248V250H139V258L140 259H142V260H145V261H147L149 264H153L152 263V256H153V254H154V256H155V254H156V248H155V245H154V242H153V240L151 239V238H149V237H147L146 236V231L148 230H143V229H141V227L139 226L142 222H141V220L144 222V223H146V222H148V221H151L152 220ZM90 219H91V221H92V223H93V218H92V216H90ZM208 219H214V221H215V223H213L212 225L213 226H210V228L209 227H207V225H208ZM56 221V220H55ZM43 222V223H42ZM139 222V223H138ZM133 223H135L136 224V226H137V229H138V233H139V237H141V239H142V241H143V244H139V243H137L135 240H134V238L132 237V238H127V239H125L123 236H122V229L125 227V226H128V225H130V224H133ZM0 226H3L4 227V225L3 224H0ZM50 226V228L49 229H47L48 227ZM194 228H196V230H199V231H201V232H203V233H207L208 235H209V237H208V241H207V244H205V245H202V244H200L198 241H196L197 239L195 238V236H196V234H195V229ZM241 229H243V231L244 230H246L245 232H243V231H241ZM211 230L213 231L214 230V232H215V234H211L210 232H211ZM224 230H228L230 233H231V235L233 236V240L232 241H230V242H227L224 238H223V236H222V233H223V231ZM7 233V232H6ZM93 233H94V223H93V229H92V231L90 232V234H89V236H88V238L87 239H85V240H83V246L84 247H86L85 246V244L86 243H89V242H91L92 241V239H93ZM44 234H46V233H44ZM7 236V234H4V236L2 235V234H0V250H3L4 252H5V254H4V256H0V264H3L4 262H5V260L8 258V257H10V256H14V264H17V262H18V255L20 254V252H14L13 250H11L10 251V249H11V247L9 248V247H7V243H5L4 242V240H5V237ZM245 236V237H244ZM131 242H129V243H131ZM260 246H262V245H260ZM262 247H264V246H262ZM10 251V252H9ZM144 253H146L147 254V257H143V254ZM173 264V263H172Z\"/></svg>",
  "mask_w": 264,
  "mask_h": 264
},
{
  "label": "built area",
  "instance_id": "2783aa9c",
  "mask_svg": "<svg viewBox=\"0 0 264 264\" xmlns=\"http://www.w3.org/2000/svg\"><path fill=\"white\" fill-rule=\"evenodd\" d=\"M253 76L258 81L259 84H264V63H262L258 67V69L254 70ZM260 99L262 102H264V94L260 96ZM199 143L201 144L203 142L200 141ZM196 146L197 144L194 145V147ZM195 161H196V155L195 152H192V154L186 159V166L188 173L193 171ZM31 180H32L31 177L28 178L27 181L28 186L31 185ZM74 191L75 189L73 187L69 189L68 191L69 197L66 198L65 202L62 203V205L61 203L57 204L56 201L48 202L49 205L51 206V210L49 211V213L54 210L57 214L56 221L51 220V222L54 221V223L55 222L58 223L59 232H60V237H59L60 241L68 242L67 245L71 247V250H69V255L71 257L72 255L76 257V255L78 254V258L80 260L79 259L77 260L83 264H88L90 262L87 260L88 258H86L87 251L84 249L83 240L88 238L90 232L93 229V223L88 213H85L83 215V218H81L77 199L74 197L75 196ZM41 200L51 201L52 200L51 192H48L45 195L41 196ZM186 201L188 202V210L194 213L195 198L193 194L189 193L186 196ZM207 222H208L207 227L209 228L210 226H213L212 225L213 223H215L214 219H208ZM194 229L196 234L195 238L197 239L196 241H198L202 245L207 244L209 235L207 233H203L199 230H196V228ZM210 233L215 234L214 230L213 231L211 230ZM122 236L125 239L133 237L137 243L143 244L141 237H139L138 229L135 223L125 226L122 229ZM222 236L227 242H230L234 239L228 230H224ZM259 244L264 246L263 241H260ZM4 254L5 252L3 250H0V256H4ZM143 257H147V254L144 253ZM3 264H14V256L8 257Z\"/></svg>",
  "mask_w": 264,
  "mask_h": 264
}]
</instances>
